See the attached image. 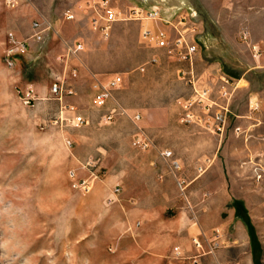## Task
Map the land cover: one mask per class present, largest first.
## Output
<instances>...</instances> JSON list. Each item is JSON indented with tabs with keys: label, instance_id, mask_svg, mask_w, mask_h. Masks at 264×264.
<instances>
[{
	"label": "rangeland",
	"instance_id": "rangeland-1",
	"mask_svg": "<svg viewBox=\"0 0 264 264\" xmlns=\"http://www.w3.org/2000/svg\"><path fill=\"white\" fill-rule=\"evenodd\" d=\"M7 1L0 0V264H166V258L153 256L165 245H153L152 225L175 210L137 206L126 197L152 186L155 166L170 165L180 207L192 213L185 183L182 192L178 188L176 181L182 179L171 166L174 160L164 162L160 156L186 143L217 153L212 159L198 154L196 172L203 174L221 161L224 174L237 182L230 194L242 198L251 224L249 239L246 230L236 236L215 230L196 241L205 248L217 243L213 257L223 264H240L250 256L251 244L254 264H264V183L256 182L252 172L253 164L264 159V0H186L188 8L182 10L193 12L198 22L199 52L191 65L176 63L142 38L144 31L155 32L146 26L156 25L151 21L118 22L107 36L92 31L87 3L100 0H16L13 8ZM120 5L112 7L129 9ZM73 8L83 17L76 35L83 52L68 59L65 71L58 61L65 46L56 40L28 43L23 34L41 17L54 19ZM9 34L26 42L25 52H10ZM151 58L157 62L141 72ZM70 69L77 70L74 80L68 78ZM110 75L121 77L112 95L127 115L106 123L103 117L113 103L94 108L91 86L93 77ZM61 76L74 90L64 103L84 117L82 127L66 122L74 115L60 110L49 95L54 77ZM201 88L210 92L206 114L202 102L189 106ZM29 91L37 99L26 106ZM217 111L224 115L222 134L210 132L209 118ZM189 114L191 123L182 122ZM236 128L244 134L237 136ZM137 137L147 141L146 148L134 145ZM71 172L76 180L94 177L89 193L71 186ZM122 187L125 197L115 198L112 194ZM230 236L236 242L228 246ZM175 242L169 257L174 248L183 253L184 243ZM179 257L171 262L181 264Z\"/></svg>",
	"mask_w": 264,
	"mask_h": 264
},
{
	"label": "crops",
	"instance_id": "crops-1",
	"mask_svg": "<svg viewBox=\"0 0 264 264\" xmlns=\"http://www.w3.org/2000/svg\"><path fill=\"white\" fill-rule=\"evenodd\" d=\"M121 2L127 8L136 6L147 9L155 6L159 8L164 16H169L177 12V10L188 8L186 0H109L110 5L115 8H120L122 6L120 5ZM89 12L88 10L87 12L85 11L87 21L90 15ZM69 13L71 14H58L54 19L41 17L42 20H36L43 25H49V30L43 35L45 43L56 40L58 45L63 48L79 40L76 35L79 32L80 20L83 17L74 8ZM64 15H71L73 20L70 22L64 21ZM146 26L152 31L163 29V26L159 24L153 26L148 24ZM138 30L140 31V28ZM30 33L31 31L27 25L23 36L26 38L25 41L33 43L29 39ZM71 35L74 37L73 40L68 38ZM170 153H172L171 158L179 169L180 173L178 175L182 182L185 183L186 196L192 204V213L185 212L180 207L181 201L174 179L170 174V165L155 166L151 174L154 173L157 177L153 179L152 186L148 188L141 187L135 195L126 197L132 204L137 206L154 207L162 205L165 206L164 210H175L174 216L167 219L162 214L158 216L160 218L152 225L153 245L164 244L166 246H164L162 251H154L153 256L166 258V264H177L172 263L167 254L170 251V246L179 240L184 243L183 253H180L184 260L180 262L181 264H193L191 260H194L196 264H223V260L213 257L214 253H207V247H202V251H197L192 247L191 240H196L200 235L205 238L207 236L211 237V233L215 230L224 234H229L231 230L235 236L237 233L246 230L247 238L249 239L248 232L251 224L246 217V210H244L241 201L242 198L230 194V186L237 182L229 175L224 174V166L218 159L213 162L212 168L203 174H197L196 170L199 165L197 159L199 157L196 158V156L206 153V159H212L213 157L215 158L214 154H217L214 151H208L206 146L205 152H199L198 149L195 150L188 147L186 143V146L182 148H172ZM161 160L167 162L163 158ZM123 182L126 184L124 180ZM115 192L118 194L117 196L114 193L112 194L115 198L121 199L125 197V187L116 189ZM235 236L229 237L228 246L236 242ZM249 254L250 256L243 259L240 264H254L256 256L251 244L249 245ZM187 260L188 262H186Z\"/></svg>",
	"mask_w": 264,
	"mask_h": 264
},
{
	"label": "built area",
	"instance_id": "built-area-1",
	"mask_svg": "<svg viewBox=\"0 0 264 264\" xmlns=\"http://www.w3.org/2000/svg\"><path fill=\"white\" fill-rule=\"evenodd\" d=\"M17 4L16 0L7 1L6 5L9 8H13ZM88 9H90L89 15V25L92 31L99 33L102 36H107L108 32L111 30L113 25L118 22H143V21H151L156 25H162L163 29L157 30L155 32L144 31L141 35L145 41H150L153 45V48L160 51H166L167 55L173 59L176 63H186L191 65L194 57L199 52L198 48V22L196 15L193 12H188L186 10H179L176 13H173L169 16H164L161 14L158 7H151L144 9L142 7H134L127 9L124 12H120L117 9L113 8L109 5L107 0H100L96 3H87ZM73 20L71 15H64V21L70 22ZM49 30V25L43 26V24L38 22H32L31 25V35L30 38L35 43H41L44 41L43 35L46 31ZM8 39H10V44L13 48H11L10 52L14 53L20 52L23 53L26 51V42H18L13 39L12 35H8ZM255 53L258 52L256 47L252 48ZM83 52V45L81 42H74V44L66 45L64 47V53L60 55L58 58L59 62H62L63 67H65V71L67 69V61L70 57H74ZM157 60L155 58H151L148 63L140 68V71L143 72L145 67L149 64H155ZM77 76L76 69H70L68 71V78L74 80ZM92 86L91 89L93 91V99L92 105L94 108L98 110L105 109L108 103H113L112 107L109 109L108 114L103 117V120L107 123L113 120L116 116H126L127 112L118 104L113 101V93L114 91L120 88L122 84L121 77L117 75H110L105 77V79L99 80L95 77L92 78ZM52 85L49 90L50 97L59 103L60 110L67 111L71 114H75L74 108L65 104L64 101L68 97H72L74 95V90L71 88L64 76L54 77L52 81ZM224 83L226 85L229 84V80L224 79ZM197 94V95H196ZM195 100L189 104L192 106L197 103L202 102L203 112L209 113L210 107L204 105L206 101H208L210 92L201 88L200 92H195ZM35 94L32 91H29L24 99L23 104L26 106L31 105L37 98H35ZM206 114V113H205ZM139 119V116L136 115L132 118L133 121ZM192 115H186L182 120L184 123H191ZM213 124L211 126L210 132H215L216 134H222L224 131V115L221 111H217L211 118H209ZM66 122L70 123V125L77 127H82L86 125V120L80 114H76L73 116L71 121L65 119ZM209 132V131H208ZM234 133L237 136H241L244 132H240L239 128L234 129ZM134 145L139 146L142 149L146 148L148 143L147 141L142 139L141 137H137ZM262 141H264V135L260 137ZM70 146V144H69ZM160 156L167 160L172 157V153L169 151L161 152ZM207 163V162H206ZM173 170L178 171V167L176 163L171 164ZM253 179L258 183H264V159L260 158L259 163L253 164L252 167ZM69 178L71 180V186L74 189L80 190L82 193L87 194L91 191L94 181V177L87 179H79L76 180L75 174L70 173ZM92 179V180H91ZM179 190L182 192L183 183L180 181H176ZM215 238L219 237V234L215 232ZM212 242V241H211ZM217 243L213 244L208 243L207 245V253H212L216 248ZM194 247L197 251H202V244L198 241H194ZM179 252L176 248L173 249L170 261L177 260L180 257ZM193 264L196 262L193 260Z\"/></svg>",
	"mask_w": 264,
	"mask_h": 264
}]
</instances>
